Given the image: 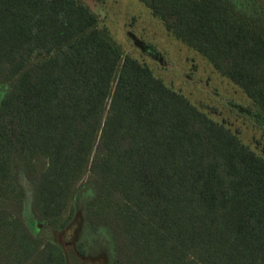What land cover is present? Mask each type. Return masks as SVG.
<instances>
[{
    "label": "trees",
    "instance_id": "trees-1",
    "mask_svg": "<svg viewBox=\"0 0 264 264\" xmlns=\"http://www.w3.org/2000/svg\"><path fill=\"white\" fill-rule=\"evenodd\" d=\"M140 1L264 114L263 8ZM0 264H264V158L83 0H0Z\"/></svg>",
    "mask_w": 264,
    "mask_h": 264
},
{
    "label": "rangeland",
    "instance_id": "rangeland-1",
    "mask_svg": "<svg viewBox=\"0 0 264 264\" xmlns=\"http://www.w3.org/2000/svg\"><path fill=\"white\" fill-rule=\"evenodd\" d=\"M100 18L125 52L148 65L155 76L185 95L214 120L226 124L242 141L264 158V114L243 90L222 76L196 50L175 38L140 0H83ZM264 9V0H244ZM25 214L36 230L31 210L33 185L26 178ZM96 251L104 234L90 236Z\"/></svg>",
    "mask_w": 264,
    "mask_h": 264
}]
</instances>
